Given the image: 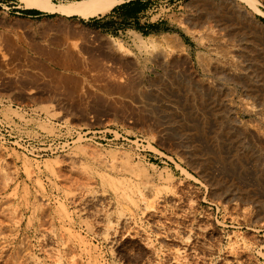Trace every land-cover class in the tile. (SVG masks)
Masks as SVG:
<instances>
[{"label":"rangeland","instance_id":"rangeland-1","mask_svg":"<svg viewBox=\"0 0 264 264\" xmlns=\"http://www.w3.org/2000/svg\"><path fill=\"white\" fill-rule=\"evenodd\" d=\"M193 1L136 0L141 27L161 25L186 47L148 61L135 45L140 26L129 13L113 16L117 6L90 19L28 10L18 0L0 6L16 23L6 33L23 62L21 75L31 85L59 81L34 89L31 99L0 95V112L16 134L48 149L32 156L0 142V264H264V87L252 79L250 54L251 43H264V17L234 0H211L239 16L247 33L234 36L212 18L189 23L201 18ZM211 25L216 41L188 32ZM119 41L129 54L117 52ZM36 44L61 58L40 55ZM201 55L212 67L202 66ZM257 64L264 74V63ZM171 79L180 87L168 98L157 85ZM188 100L200 105L183 119L177 107L190 113ZM194 145L204 148L203 158L219 146L223 163L213 160L209 173L222 183L213 185L192 163Z\"/></svg>","mask_w":264,"mask_h":264},{"label":"bare ground","instance_id":"bare-ground-1","mask_svg":"<svg viewBox=\"0 0 264 264\" xmlns=\"http://www.w3.org/2000/svg\"><path fill=\"white\" fill-rule=\"evenodd\" d=\"M18 1L20 2V4L22 5L23 8L28 9V10H38V11H41L44 13L59 14L61 16H65V17L77 16V17H81L83 19H90V18H95V17H100L103 15H106L111 10H113L116 6H118L119 4L124 2V0H80V1L69 2L66 4H56L52 0H18ZM234 1L237 3H240L241 5H244L250 11H252L254 13H258L259 15H262L264 17V12L259 8V5H261L260 0H234ZM190 6L194 10V12L200 13L201 18L196 19V17L194 15H192L193 17L191 16L190 20L188 18L189 23H192V22H193L192 24H194L195 22L201 23L202 20L212 18L215 21V24L218 25L220 28L221 27L222 28L225 27V29L229 28L231 35L235 34L234 36H238L240 34L245 35L247 33L244 29V26L240 22L239 16L238 15L235 16L233 11H228L229 7L226 6L225 1L220 2L219 4L216 5L211 0H195L191 3ZM180 21L182 22V20H180ZM227 21H229V25L227 24L228 23ZM188 32L190 34H192L194 38L197 37L198 40L199 39L203 40L204 36H208L213 41L217 40V37H216L217 36V28L213 27L212 25L208 26V27L204 26V28L201 29L200 31H193V30L188 29ZM250 33H252V35H255V34H253L254 32L252 29H250ZM134 34H135V38H136V43H135L136 48L142 54H145L146 56H148L145 58L146 61L150 60V56L154 53H157V52L160 53L165 58V57L169 56L171 53L181 54V53L185 52V50H186L185 44L182 42L181 38L177 35L165 34L161 37L150 36L147 39H145V37L138 32H135ZM201 44H202V42H201ZM164 45H167V47H170L171 52L169 50L164 49L163 48ZM251 45L253 47L250 50V54H252L251 55L252 60L255 61V64L253 66H251V69H252L251 75H254V76H252V79L257 78V82H256L257 84H255V86L262 83L263 84L262 87H264V74L258 73L259 70H261L260 69L261 66H258V64H257L260 62L264 63V43L261 44V43H258L257 41H254L253 43H251ZM116 47L118 50L117 52H121V53L123 52V53L129 54V49L124 45L123 42H120V41L118 43L116 42ZM160 47H162L163 49H161L159 51ZM96 49H97V47H96ZM98 50H100L101 54H108V52H109V49H107L105 46L104 47L100 46V48L98 46V49L95 51H98ZM221 52L225 56L229 55V53H230V51L224 47L221 48ZM46 53L48 55H50V56L46 55L48 57V59H50V60H54V59L56 60L57 58L58 59L61 58L60 56H58V55L56 56V54L51 53L50 51H46ZM65 57L66 56H64V58ZM71 57H74V56H71ZM68 58H69V55L67 54V59ZM69 59H71V58H69ZM74 59H75V57H74ZM201 60H202V66L206 70L209 69L210 66L212 67V65H211L212 60L210 61L208 58H206L203 55H201ZM258 60H260V62ZM95 61H97V60H95ZM71 64H66L65 62L61 63L62 66L69 65L70 67H75V66L77 67V64L76 65H73V63H71ZM94 65L98 67V65H96V63ZM262 70H264V64H263ZM47 74L49 75V73H46V75ZM51 75H55V77L58 76L57 79H60V81L62 79L64 81L66 80V78H63V77L59 78V75H56L53 73H51ZM66 81H70V80H66ZM57 82H59V81H57ZM57 82L53 81V82L48 83V84H51L50 87H53L54 85H57ZM154 85L156 86L157 84H154ZM175 85H177V84L174 82V80L171 79L170 81L164 80L162 83H160L157 86L161 89L160 94H162V96H164L163 94H165L168 98H170L171 96L168 94V90H176L175 88L180 87V86H175ZM66 91L67 90H65V92ZM68 94L69 93H67L66 96ZM135 94L137 96V100L141 104L146 103L144 101L146 98L145 94L142 93L138 88L135 90ZM211 96H213V95L211 94ZM187 102H190L191 106H192V111L190 113H187L185 111V109L182 107H179V108L177 107V109H178L177 111L181 110V112H182L181 118H183V119H187V117H192L195 112H198V109H196L195 104L200 105V103L198 104V102L197 103L195 102V104H194V102L190 101V100H188ZM99 103L101 105H105V106H108L110 108L115 109L114 103L109 102L107 99L102 98L99 100ZM215 103H218L216 101V99H215ZM252 105H254V103ZM151 109L153 110V107H151ZM253 109H255V106H253L252 110ZM210 111L213 112L212 116L215 117L217 111L215 110L214 106L212 108H210ZM177 115H178V113H177ZM170 117H174V115L171 114ZM201 124L203 127L204 123H201ZM202 131H204V129H202ZM178 133L181 135H184V132L182 130H179ZM214 143H216V142H214ZM202 149H204V148H200L196 145H194L193 148H191V152H190L191 156L190 157L192 158V163L198 164V166L202 167L203 173L206 174V176L211 177L213 185H219L220 183H222V180H217V179L213 180L211 173H209V170H210L211 163L213 160H216V161L223 163L224 158L221 156L222 152L219 149L218 145L217 146L213 145L212 156L211 157L208 156L207 158H203L202 156H199L201 154L200 151L202 152ZM198 153H200V154H198ZM203 154H205V153H203ZM183 170L189 176H192L185 169H183ZM250 197L248 196L246 198V200L251 201V202H255V200L250 198ZM242 199L245 200V197L242 196ZM248 206H250L249 208L252 207V205H248Z\"/></svg>","mask_w":264,"mask_h":264},{"label":"crops","instance_id":"crops-1","mask_svg":"<svg viewBox=\"0 0 264 264\" xmlns=\"http://www.w3.org/2000/svg\"><path fill=\"white\" fill-rule=\"evenodd\" d=\"M136 0H132L129 2V4H125L124 6H117L118 8L113 11V16L118 15L120 16L121 13H129V21H133L136 26H140L143 24V16L144 14L138 13L137 8L139 5L137 4ZM9 4L8 0H0V6H5ZM121 5V4H120ZM36 13H34L35 15ZM127 15V14H126ZM113 16H110L106 18V20L102 21V26H105V21H108L109 19L113 18ZM29 21V26H32V23L34 22L32 20ZM16 25L14 20H11L7 13L5 11L0 10V95L1 96H7V94H14V96H18V98L22 99L26 97L27 99H31L35 97V92L34 89H43L46 90L50 87L51 84L49 80H45L42 82L40 85H31V82H28L25 78V76L21 75V72L23 71V62L20 59H16L13 56V36L10 34L6 33V27L9 25V28H12ZM161 25L158 26H145L141 27L140 29H135L133 32H138L144 36V34H149V36H157L161 37L165 34H171L167 33L164 29H159L161 28ZM9 35V36H8ZM174 35V34H171ZM11 36V37H10ZM9 42V43H8ZM7 43V47H6ZM12 43V44H11ZM48 48L45 46H39L38 44L35 45V50L39 52L40 55L46 57L45 52L47 51ZM7 50L8 56H10V61L9 64L11 65L12 69H17L18 74H13L12 69L8 70L7 69V60L4 56V52ZM50 50V49H48ZM52 51V50H51ZM54 53V52H53ZM34 64H37V62H34ZM8 72L10 74H8ZM31 79V78H30ZM37 79V78H35ZM46 79V78H45ZM34 83V80H32ZM37 82V80L35 81Z\"/></svg>","mask_w":264,"mask_h":264},{"label":"built area","instance_id":"built-area-1","mask_svg":"<svg viewBox=\"0 0 264 264\" xmlns=\"http://www.w3.org/2000/svg\"><path fill=\"white\" fill-rule=\"evenodd\" d=\"M124 144H127V142H130L128 139H123ZM0 142L7 145H13L18 147L19 149H22L23 151L27 152L29 155L32 156H44L48 154V149L42 148L40 151L34 148V144L31 140H27L26 138L19 137L14 129V126L8 122V120L5 119V117L0 112ZM144 140L142 141V144H139L140 146H144ZM139 146V147H140ZM36 151H38L37 154ZM141 153L147 152L148 150L146 148L139 149Z\"/></svg>","mask_w":264,"mask_h":264}]
</instances>
